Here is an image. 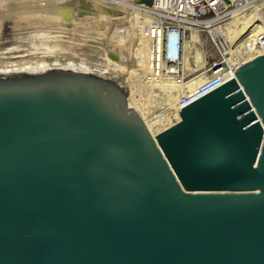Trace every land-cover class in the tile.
<instances>
[{
  "label": "water",
  "instance_id": "obj_1",
  "mask_svg": "<svg viewBox=\"0 0 264 264\" xmlns=\"http://www.w3.org/2000/svg\"><path fill=\"white\" fill-rule=\"evenodd\" d=\"M235 73L154 138L116 68L0 51V264H264V53Z\"/></svg>",
  "mask_w": 264,
  "mask_h": 264
},
{
  "label": "built area",
  "instance_id": "obj_2",
  "mask_svg": "<svg viewBox=\"0 0 264 264\" xmlns=\"http://www.w3.org/2000/svg\"><path fill=\"white\" fill-rule=\"evenodd\" d=\"M135 5L153 19L144 24L136 21L139 36L149 40L144 79L149 84L165 81L185 88L177 104L179 110L235 79V72L252 61L247 59V51L259 56L264 53V0H154L151 6ZM249 13L253 16L254 35L244 46L232 44L219 29ZM168 37L180 41L179 50H173L170 59ZM209 45L213 51L207 48ZM198 51L205 60L199 69L194 62ZM198 77L202 82L190 92L189 84ZM154 98L160 96L155 93Z\"/></svg>",
  "mask_w": 264,
  "mask_h": 264
},
{
  "label": "bare ground",
  "instance_id": "obj_3",
  "mask_svg": "<svg viewBox=\"0 0 264 264\" xmlns=\"http://www.w3.org/2000/svg\"><path fill=\"white\" fill-rule=\"evenodd\" d=\"M135 1L138 0H0V28L3 22L2 20H17L20 16H25L27 18L30 17L31 14H37L40 20H61L65 25L73 24L74 22L80 23L83 20H86V16L90 15L92 16V24H101L103 27H105V30L102 32V34L106 36V39L109 43L112 41L114 43V41H116L119 43V45L121 44V46H124L127 44V42H129L128 39L131 37V32H128L127 28L121 30V28L116 26L118 20H123L117 13L119 10L132 12L137 23L142 21L140 24L150 23L153 20L146 12L143 11V9L137 7L134 4ZM252 20V14H243L234 18L225 27H221L219 31L222 32L226 39L232 42V44H240L243 43L245 39L254 35V23H252ZM107 34H109V37H107ZM132 34L136 36L137 33L133 32ZM57 37L54 36L46 43L41 44V46L44 48L63 47L79 54L86 53L89 56H95L102 59L108 56L107 58L110 61L118 64L121 69H125L128 72V76L130 77L138 78V75L140 72H142V82L144 83L143 87H147L151 91H154L156 88H158L166 94L167 101L171 104L174 111L170 115L174 117L176 122L171 121L169 114H163V112H166L164 109L158 114V116L155 115L157 116L156 118L150 119L149 114L151 111L146 107L144 102H142V97L138 96L136 93L137 89L135 90V86H133L131 83L130 98L154 138L161 132L180 121V113L177 104L181 95L187 90L165 81L159 84H149L145 81L144 75L149 44V40L147 38L141 36L139 37L141 43L140 47L133 51L134 58L132 60H126L125 57H120L119 55H116V57L112 59L109 57L112 56L111 54L108 55L105 49L101 50V48L99 49L98 46L88 44V47H85V45L81 46L82 44L78 45L76 43H70L66 41L60 42L54 39H57ZM248 53V60H253L255 57L260 55L250 54V52ZM129 62L131 64L133 63V66H128V64L130 65ZM194 62L198 69L204 67L205 65L204 57L198 52L194 57ZM202 80V77L195 79L191 84H189L188 90L190 92H194ZM157 92L156 93L160 96V101H158V104H164L165 94L159 90H157ZM154 95L155 94H153V96ZM167 105L169 106V104Z\"/></svg>",
  "mask_w": 264,
  "mask_h": 264
},
{
  "label": "rangeland",
  "instance_id": "obj_4",
  "mask_svg": "<svg viewBox=\"0 0 264 264\" xmlns=\"http://www.w3.org/2000/svg\"><path fill=\"white\" fill-rule=\"evenodd\" d=\"M137 3L138 1L134 2V4ZM118 15L123 20H118L116 26L121 28V30L127 28L131 32V37L128 39L129 42H127V44H125L124 46H121V44L119 45V43L116 41H114V43L113 41L109 43L106 39V36L102 34V32L105 30V27H103L101 24H92V16L90 15L85 17L86 20H83V23L74 22L73 24H68V27V25H65L61 20H40L37 14H31V16L27 18L25 16H20L17 20H2V26L0 28V51L44 48L41 46V44L46 43L54 36H58L57 39H54L60 42L66 41L70 43H76L78 45L82 44L81 46L85 45V47H88V44L98 46V48H101V50L105 49L108 55L111 54L112 56L109 57L112 59L115 58L116 55H119L120 57H125L126 60H132L134 58L133 51L136 48L140 47L141 43L139 39V33L136 30V21L132 12L130 11L127 12L119 10ZM133 32H136L138 35L136 34L135 36L134 34H132ZM107 37H109V34H107ZM246 40L247 39H245L244 42H246ZM244 42L242 43L243 46ZM207 48L210 51H213L210 45L207 46ZM245 49L248 50V47H246ZM248 52L249 51H247L246 53ZM198 53L203 56L199 51ZM81 55H84L91 59L100 60L99 62L116 68L120 78L122 77L121 80L129 96L131 95V83L136 87H134L135 90L137 89L136 93L138 94V96L142 97V102H144L146 107L151 111L149 114L150 119L156 118L158 114L164 109L166 112H163V114H169L171 121H175L174 117L170 115L174 111L171 104L167 101L166 94L158 88H156L154 91H151L149 88L143 87L144 83L142 82V72L139 71L140 74L138 75V78L130 77L128 76V72L125 69H121L118 64L110 61L107 58L108 56L102 59L95 56H89L86 53H81ZM132 64L130 63V65L128 64V66H131ZM157 90L165 94L164 104H158V101H160L159 98L151 99V97L157 92ZM167 104H169V106Z\"/></svg>",
  "mask_w": 264,
  "mask_h": 264
},
{
  "label": "clouds",
  "instance_id": "obj_5",
  "mask_svg": "<svg viewBox=\"0 0 264 264\" xmlns=\"http://www.w3.org/2000/svg\"><path fill=\"white\" fill-rule=\"evenodd\" d=\"M180 48V41L179 39L177 40H172L171 37H168V40H167V53H168V58L170 59V53L173 51V50H176L178 51Z\"/></svg>",
  "mask_w": 264,
  "mask_h": 264
}]
</instances>
